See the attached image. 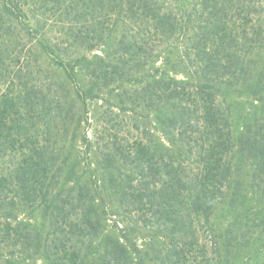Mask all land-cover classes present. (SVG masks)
Instances as JSON below:
<instances>
[{
	"label": "trees",
	"instance_id": "obj_1",
	"mask_svg": "<svg viewBox=\"0 0 264 264\" xmlns=\"http://www.w3.org/2000/svg\"><path fill=\"white\" fill-rule=\"evenodd\" d=\"M103 1L107 11L109 0ZM139 1L135 4L146 7ZM170 1L180 11L192 5V0ZM6 21L36 40L40 55L60 76L63 104L54 103L57 121L72 136L68 145L49 143L50 133L57 134L50 130L48 114L35 113L40 102L31 92L23 95L27 103L34 99L24 124L28 151L15 165V176L1 180L18 189L19 197L42 198L28 213L34 217L17 224L20 230L9 234L8 222H0V264H264V55L241 84L209 86L205 77L191 92L176 79L181 70L170 52L157 65L154 59L160 56L144 51L131 33L118 38L121 19L105 29V50L94 59L85 53L70 56L67 47L38 34L21 0H0V22ZM243 29L244 40L252 43ZM252 31L256 39L264 38L262 26ZM113 45L111 66L106 52ZM210 57L214 63L223 59L220 53ZM98 60L106 66L97 77L89 69ZM125 83L143 84L135 99L142 97L139 103L149 111L134 113L132 120L136 130L143 127L147 142L142 137L119 141L116 130L127 122L111 115L104 121L111 127L107 141L98 147L86 128L96 121L98 109L105 115L115 108L109 98L119 97ZM219 95L226 114L210 99ZM146 127L160 130L164 138ZM40 133L46 134L43 144L33 139ZM76 134L78 146L72 143ZM1 205L0 200V219L17 221L13 209Z\"/></svg>",
	"mask_w": 264,
	"mask_h": 264
},
{
	"label": "rangeland",
	"instance_id": "obj_2",
	"mask_svg": "<svg viewBox=\"0 0 264 264\" xmlns=\"http://www.w3.org/2000/svg\"><path fill=\"white\" fill-rule=\"evenodd\" d=\"M144 1L146 7L135 4L140 2L139 0H109L107 11L102 4L103 0H21V3L28 23L38 30V34L45 35L64 50L67 47V52L73 57L81 53L88 55L89 59H94L95 55H102L101 48L105 50L104 43L107 40L105 29H112L116 20L121 19L122 23L116 30L118 38L125 35L129 37L131 33L139 42L138 45L143 44L144 51L160 56L154 59L158 60L157 65L163 62L162 56L170 52V57L176 61V70H181L176 79L184 80L182 85L191 92L200 81L204 82L205 77L208 79L204 84L209 86H214L218 81L237 86L259 63H262L258 56L264 55V38L256 39L252 30H255V27L259 30L261 26L264 30V0H192V5L183 11L170 4L172 3L170 0H158L157 4L153 0ZM46 29L48 34H45ZM242 29L253 38L252 43L244 40L245 34ZM231 42L236 44L234 48L228 47ZM200 50L210 53L201 55ZM106 53L107 62L114 66L116 47L113 45ZM217 53L227 60L221 59V63H214L210 56ZM228 54L229 57H226ZM203 55L205 57H202ZM95 63L97 67L89 69V73H94L98 77V70L106 65L100 60ZM168 69V73L173 75L172 69L170 67ZM217 73L224 75L216 77ZM192 74L194 81L185 79ZM59 80L60 76L44 56L40 55L34 38L25 35L12 21L3 24L0 22V200L5 210L13 209L12 212L18 215L17 221L0 219V222H8L9 234H13V229L20 230L17 226L19 222L34 217V215L30 217L28 213L31 214L34 207L37 208L42 198L41 195H36L33 199L19 197L18 189L12 191L10 183L1 180L10 173L15 176L17 170L15 165L26 158L25 154L28 151L24 144L26 134L24 130L29 129V126L24 124L27 119V105H33L34 99L27 103L23 95L31 92L32 97L40 102L35 113H39V116L41 113L48 114L50 130L57 134L53 137L50 133L49 143L57 147L68 145L71 140V133H64L59 128L60 115L54 104L57 102L59 105L63 104L62 99L59 101L62 95ZM141 85L143 84L125 83L124 87L117 91L120 98L118 96L109 98L115 108L107 111L105 115L102 114L104 110L98 109L96 121L93 118L91 126L86 128L88 139L97 143L96 146L102 147L107 141L108 129L111 127L104 121L111 115L115 121L120 119L115 117L118 115L127 122L124 127L116 130L119 141L132 143L142 137V141L147 142L149 136H143V127L136 130L132 120V116L136 117L134 113L149 111L144 104L139 103L142 97L135 99V90H140ZM104 92L105 97L106 90ZM42 97L45 98L44 103ZM194 97L197 98L196 95ZM222 98L219 95L210 99L215 100L219 110L226 114ZM53 124L59 129L55 130ZM149 129L146 127V132L152 134L151 128ZM157 132L158 134H153L160 135L163 139L161 131ZM45 133H40L38 137L33 136V139L43 144L42 138L46 136ZM79 137L80 135L76 134L72 143L78 146ZM41 212L38 211V217ZM9 248L11 245L4 247L5 250ZM16 250L20 251V247L17 246Z\"/></svg>",
	"mask_w": 264,
	"mask_h": 264
}]
</instances>
